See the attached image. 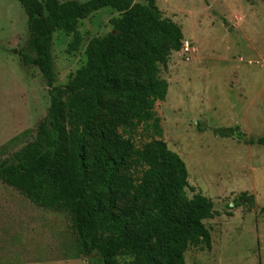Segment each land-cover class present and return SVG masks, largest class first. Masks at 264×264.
Listing matches in <instances>:
<instances>
[{
	"label": "trees",
	"instance_id": "trees-1",
	"mask_svg": "<svg viewBox=\"0 0 264 264\" xmlns=\"http://www.w3.org/2000/svg\"><path fill=\"white\" fill-rule=\"evenodd\" d=\"M17 1L28 30L17 50L19 61L39 70L50 102L34 139L0 159V181L36 207L65 212L69 250L88 264L93 254L102 264H120L118 257L125 255L133 264H185L189 247L210 249L204 221L216 215L213 202L200 192L186 196L185 163L163 139L152 137L136 149L119 130L124 122L110 119L96 136L92 162L86 161V142L98 117H120L115 104L130 125L145 123L160 135L153 107L165 99L168 83L158 66L181 50V27L162 17L155 0ZM104 7L119 14L109 20L112 30L92 38L86 62L65 84L54 85L53 32L72 34L67 51H76L78 21ZM213 132L264 145V137H247L234 127ZM127 195L130 203L118 210L117 201ZM259 211L264 213V206Z\"/></svg>",
	"mask_w": 264,
	"mask_h": 264
},
{
	"label": "rangeland",
	"instance_id": "rangeland-1",
	"mask_svg": "<svg viewBox=\"0 0 264 264\" xmlns=\"http://www.w3.org/2000/svg\"><path fill=\"white\" fill-rule=\"evenodd\" d=\"M155 3L162 17L181 27L183 42H188V50L171 52L158 66L159 77L168 83L165 99L153 107L161 133L157 135L145 123L130 125L122 106L115 104L120 117H98L86 142V161L92 162L96 136L110 119L124 122L119 130L132 138L136 149L145 147L152 137L163 139L185 163L186 196L200 192L212 200L216 211L204 221L211 248L189 247L185 264H264V213L259 211L264 206V145L244 144L213 132L234 127L247 137H264V0ZM118 15L104 7L79 20L76 28L81 41L76 51H67L72 34L53 32L54 85L65 84L86 62L88 42L110 32L109 20ZM27 36L26 14L19 2L0 0V159L34 139L50 102L39 70L19 61L17 50ZM130 173L138 175L134 168ZM130 201L129 195L121 197L117 209ZM137 205L133 202V208ZM48 215L55 226L47 232L24 229L33 217L44 220ZM68 225L65 212L36 207L0 181V229L12 232L0 233L1 247L33 245L35 252L51 249L53 257L60 256L61 248L71 241ZM88 260L102 264L97 254ZM118 260L133 264L131 256Z\"/></svg>",
	"mask_w": 264,
	"mask_h": 264
},
{
	"label": "crops",
	"instance_id": "crops-1",
	"mask_svg": "<svg viewBox=\"0 0 264 264\" xmlns=\"http://www.w3.org/2000/svg\"><path fill=\"white\" fill-rule=\"evenodd\" d=\"M51 222H53V219L52 216L49 215L48 218L44 220L33 217V222H26L24 229L35 232V229L42 230L44 228L47 232L48 228L52 229V225L55 226V224ZM1 232L3 234L12 233L9 229H0V233ZM21 234L24 235L23 232H21ZM68 243L69 241L61 248L62 252L60 253V256L56 254L55 257L51 255L53 254L51 249H49L50 251L45 249H42L39 252L33 251V245L25 247L0 246V264H88L87 259L75 256L70 252V246Z\"/></svg>",
	"mask_w": 264,
	"mask_h": 264
},
{
	"label": "built area",
	"instance_id": "built-area-1",
	"mask_svg": "<svg viewBox=\"0 0 264 264\" xmlns=\"http://www.w3.org/2000/svg\"><path fill=\"white\" fill-rule=\"evenodd\" d=\"M182 47L184 48V50H188V42H183Z\"/></svg>",
	"mask_w": 264,
	"mask_h": 264
}]
</instances>
